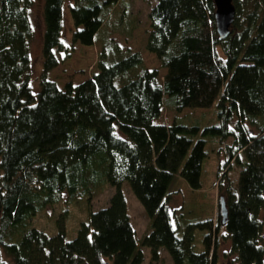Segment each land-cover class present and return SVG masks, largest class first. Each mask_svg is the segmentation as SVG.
<instances>
[{
	"label": "trees",
	"instance_id": "16d2710c",
	"mask_svg": "<svg viewBox=\"0 0 264 264\" xmlns=\"http://www.w3.org/2000/svg\"><path fill=\"white\" fill-rule=\"evenodd\" d=\"M37 1L32 24L34 0H0V264H142L123 184L150 221L141 243L150 264H159L161 250L172 264H219L223 241L237 264H264V0H233L226 40L216 33L212 0H156L145 48L165 71L161 82L139 54L108 42L97 72L62 89L48 75L74 45H94L119 0ZM164 106L175 114L214 106L217 125H158ZM209 136L233 139L218 186L227 220L218 200L216 218L177 237L168 191L176 176L200 189ZM233 163L241 171L231 189ZM100 182L113 190L108 205L95 213L88 206L73 240L65 239V210L56 235L31 227L46 208L90 202ZM197 230H207L202 253L194 251Z\"/></svg>",
	"mask_w": 264,
	"mask_h": 264
},
{
	"label": "rangeland",
	"instance_id": "374dc122",
	"mask_svg": "<svg viewBox=\"0 0 264 264\" xmlns=\"http://www.w3.org/2000/svg\"><path fill=\"white\" fill-rule=\"evenodd\" d=\"M156 4V0H119L116 7L111 10V16L105 20L103 31L99 33L91 47L74 45L73 52L69 59L61 62L59 66L48 75V80L54 82L58 89H62L67 83L77 86L89 79L97 71V60L103 51V45L111 42L116 45L121 54L131 53L139 54L145 68L149 71L157 70L159 73V82H161L165 71L161 70L157 59L147 53L146 40L149 33L148 14L150 9ZM30 19L32 24L37 20L41 13V3L34 0ZM72 27L67 14L64 16V35L69 40ZM35 38L32 44V54L35 59L38 58L40 44ZM67 41V40H66ZM219 52V51H218ZM220 54V52H219ZM61 60V59H60ZM33 75L32 86L37 87L36 78L41 70L40 63L36 62ZM179 119L185 126L198 127L200 131L209 126H216L217 120L214 106L208 110H185L180 114H175L164 106L156 124L169 126L173 120ZM187 119H191L189 122ZM196 119L195 121H193ZM188 121V122H187ZM256 133L255 129H252ZM233 139H221L220 137L209 136L206 138L205 153L206 159L202 163L200 176V189L192 190L178 176L174 178L170 189L169 197L171 206L175 209V214L171 217V225L177 231V237H181L183 230L187 225L205 223L210 217L216 218L218 212V186L219 179L222 176L221 168L229 159V148L232 147ZM241 167L235 163L228 172V180L231 189L237 180ZM98 192L94 194L91 201L86 202L84 199L78 204L64 208L63 205L49 207L44 209L33 221L31 227L43 232L48 237L56 235L57 223L63 218L65 228V239L71 241L75 238L79 225L88 218V209L90 206L91 213H95L108 205L109 198L113 190L108 186L98 184ZM103 186V187H102ZM227 182H222V193L226 189ZM121 191L125 197L127 205V214L130 218V224L135 232L137 250H140L144 256L142 264H150V252L141 246L144 237L150 232V221L145 216L142 207L134 198L128 185L123 184ZM223 198V197H221ZM50 219V221H48ZM207 230H197L194 234V251L202 253L204 246L203 238ZM223 233V231L221 232ZM227 241L219 243V264H237L234 255L230 254V247ZM226 254V257L224 256ZM159 264H172L171 259L165 250L160 251Z\"/></svg>",
	"mask_w": 264,
	"mask_h": 264
},
{
	"label": "water",
	"instance_id": "95a60500",
	"mask_svg": "<svg viewBox=\"0 0 264 264\" xmlns=\"http://www.w3.org/2000/svg\"><path fill=\"white\" fill-rule=\"evenodd\" d=\"M215 8L214 26L220 40H226L230 35V28L235 18L233 0H212ZM219 214L221 223H226L227 209L223 198H219Z\"/></svg>",
	"mask_w": 264,
	"mask_h": 264
},
{
	"label": "crops",
	"instance_id": "0c3cea01",
	"mask_svg": "<svg viewBox=\"0 0 264 264\" xmlns=\"http://www.w3.org/2000/svg\"><path fill=\"white\" fill-rule=\"evenodd\" d=\"M171 208H173V207H171Z\"/></svg>",
	"mask_w": 264,
	"mask_h": 264
}]
</instances>
